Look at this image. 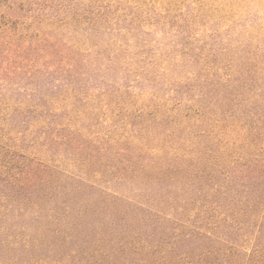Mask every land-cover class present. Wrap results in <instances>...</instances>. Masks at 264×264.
<instances>
[{"label": "rangeland", "instance_id": "374dc122", "mask_svg": "<svg viewBox=\"0 0 264 264\" xmlns=\"http://www.w3.org/2000/svg\"><path fill=\"white\" fill-rule=\"evenodd\" d=\"M262 115L264 0H0V162L15 173L44 166L47 187L60 192L79 187L60 236L45 221L34 233L17 230L25 219L0 223V261L136 260L126 245L169 239L155 230V211L171 213L163 188L189 184L135 170L123 179L121 151L164 160L181 139L183 149L200 139L211 145L202 137L209 119L264 135L256 131ZM57 132L72 141H57ZM236 232L192 242L212 251L227 234L240 241ZM13 234L40 243L11 251L4 243Z\"/></svg>", "mask_w": 264, "mask_h": 264}, {"label": "trees", "instance_id": "16d2710c", "mask_svg": "<svg viewBox=\"0 0 264 264\" xmlns=\"http://www.w3.org/2000/svg\"><path fill=\"white\" fill-rule=\"evenodd\" d=\"M259 117L256 131L264 132V116ZM230 120L209 119L206 123L210 126L202 137L213 140L211 145L200 139L198 143H189L187 149H183L188 140L179 139L180 147L170 145L164 160L145 161L141 155L134 159L129 157L127 149L121 151L119 160L127 166L123 179L127 178L128 170H135L141 175L154 173L170 182L189 184V187L163 188L165 198L171 201L168 203L171 213L155 211L156 220L161 219L155 224V230L169 239L153 245L136 240L130 246L126 245L125 250L138 258L122 257L119 263L264 264V135L254 136L251 131H244L250 128L244 122L241 124L243 131L233 129ZM139 129L138 132L144 128L141 126ZM242 133L247 139L241 141ZM56 134L57 141H72V136ZM233 135L239 136L235 138ZM135 138L142 144L139 135L136 134ZM112 147L108 146L106 151H111ZM179 149L184 150L183 154H177ZM1 154L0 149L2 157ZM204 155L211 165L204 161ZM5 169L7 166L0 162V223L25 219L29 224L17 230L22 233L32 230L34 233L40 230L37 225L45 221L49 231L60 236L62 222L70 218L73 209L69 198L75 195L79 187H67L63 192L58 190L59 187H47L51 172L40 165L36 169L27 165L25 169H19V173L7 169L8 176L4 175ZM171 189L178 190L176 196H173ZM62 196L67 201H63ZM51 202L53 207L47 210L46 206ZM188 213L195 217L193 222L192 218L185 217ZM58 224L61 226L56 227ZM220 230H236V237L247 247L240 245V241L230 240L227 234L228 240L223 239L225 244L222 247L203 251L200 243L212 241ZM0 233H7L3 225H0ZM11 237L14 239L4 243L11 251H16L12 247H19L18 251L30 250L40 243L31 235L22 239L18 238V234L9 235ZM195 239L200 243H193ZM219 239L222 240L221 237ZM242 246L245 251L241 249ZM182 248H186V251H181ZM197 250L201 253L195 255ZM102 262L113 264L118 260L107 256L101 258L99 264ZM0 264L16 262L0 261Z\"/></svg>", "mask_w": 264, "mask_h": 264}]
</instances>
